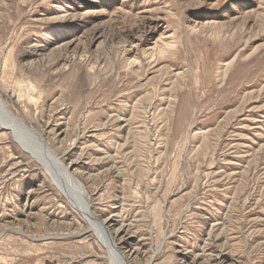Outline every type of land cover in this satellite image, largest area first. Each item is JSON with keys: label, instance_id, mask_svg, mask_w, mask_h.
Segmentation results:
<instances>
[{"label": "rangeland", "instance_id": "obj_1", "mask_svg": "<svg viewBox=\"0 0 264 264\" xmlns=\"http://www.w3.org/2000/svg\"><path fill=\"white\" fill-rule=\"evenodd\" d=\"M0 94L133 264H264V0H0ZM40 164L0 124V264H110Z\"/></svg>", "mask_w": 264, "mask_h": 264}, {"label": "bare ground", "instance_id": "obj_2", "mask_svg": "<svg viewBox=\"0 0 264 264\" xmlns=\"http://www.w3.org/2000/svg\"><path fill=\"white\" fill-rule=\"evenodd\" d=\"M3 96L0 94V124L2 128L10 132L13 140L19 143L25 153H28L39 164L44 163L46 165V172L48 170L51 173L53 186L64 198L68 199L70 205L83 214L85 221L90 225L89 230L104 240L107 251L110 253V258H108L111 260L110 264H133L141 255V247L140 243L139 245L134 244L135 239L132 238L131 225L124 223L119 225L117 222L120 221L117 220L116 216L101 219L92 211V197L86 190V183L92 177L85 174L84 179L80 180L72 170V167L73 169L77 168L78 163L81 162L72 160L69 166L60 162L49 141H46L43 130L38 131L10 110L7 106L8 102L4 100ZM8 96L11 99L14 94L10 93ZM112 169L119 171L117 166L112 167ZM116 224L119 226L115 227ZM214 258H216L217 263H228L224 254H216ZM182 259L184 260V258ZM229 264L234 263L229 261Z\"/></svg>", "mask_w": 264, "mask_h": 264}]
</instances>
